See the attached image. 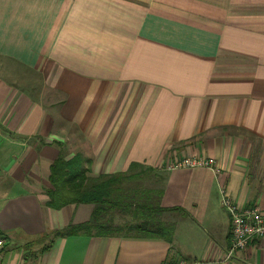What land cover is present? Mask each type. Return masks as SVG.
Wrapping results in <instances>:
<instances>
[{
    "label": "crops",
    "instance_id": "1",
    "mask_svg": "<svg viewBox=\"0 0 264 264\" xmlns=\"http://www.w3.org/2000/svg\"><path fill=\"white\" fill-rule=\"evenodd\" d=\"M60 154L154 170L171 244L55 237L93 210L46 206ZM222 191L264 212V0H0V264H264V238L227 256Z\"/></svg>",
    "mask_w": 264,
    "mask_h": 264
},
{
    "label": "trees",
    "instance_id": "2",
    "mask_svg": "<svg viewBox=\"0 0 264 264\" xmlns=\"http://www.w3.org/2000/svg\"><path fill=\"white\" fill-rule=\"evenodd\" d=\"M63 158L58 155L48 169L46 206L59 211L68 205H92L93 210L88 221L69 224L55 237L120 236L160 239L171 244L175 224L164 220V216L169 213L184 217L186 213L180 208L161 207V190L126 187L130 183L140 185L149 174L159 179L154 170L132 165L125 173L93 176L89 160L80 155ZM116 216L123 219L121 224L115 223Z\"/></svg>",
    "mask_w": 264,
    "mask_h": 264
},
{
    "label": "built area",
    "instance_id": "3",
    "mask_svg": "<svg viewBox=\"0 0 264 264\" xmlns=\"http://www.w3.org/2000/svg\"><path fill=\"white\" fill-rule=\"evenodd\" d=\"M219 166L213 159L207 158H183L170 164L168 171L176 169L205 168L214 174L220 172ZM221 206L227 211L230 220V240L227 256L235 251L244 250L247 245L255 240L264 238V212L257 207L239 210L226 198L222 191ZM6 239L0 231V251L4 248ZM165 264H186L182 260H171Z\"/></svg>",
    "mask_w": 264,
    "mask_h": 264
},
{
    "label": "rangeland",
    "instance_id": "4",
    "mask_svg": "<svg viewBox=\"0 0 264 264\" xmlns=\"http://www.w3.org/2000/svg\"><path fill=\"white\" fill-rule=\"evenodd\" d=\"M143 180L144 181L141 182L140 185L139 184L137 185L135 183L134 184L130 183L126 187H130V188L137 189V190H146V189L159 190L162 184V182L159 181V179L156 176H153L152 174L145 176ZM122 221L123 219L121 217H118V216L115 217L116 224H121Z\"/></svg>",
    "mask_w": 264,
    "mask_h": 264
}]
</instances>
